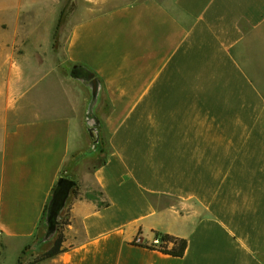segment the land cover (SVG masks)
I'll return each mask as SVG.
<instances>
[{
  "label": "crops",
  "instance_id": "obj_1",
  "mask_svg": "<svg viewBox=\"0 0 264 264\" xmlns=\"http://www.w3.org/2000/svg\"><path fill=\"white\" fill-rule=\"evenodd\" d=\"M56 1L0 0V264L62 178L64 251L20 264H264V0H83L61 65Z\"/></svg>",
  "mask_w": 264,
  "mask_h": 264
},
{
  "label": "rangeland",
  "instance_id": "obj_2",
  "mask_svg": "<svg viewBox=\"0 0 264 264\" xmlns=\"http://www.w3.org/2000/svg\"><path fill=\"white\" fill-rule=\"evenodd\" d=\"M83 0H57L56 1V8L58 12V25L54 32V43H53V50L57 53L58 58V65H61V56L63 54V47H64V40L66 39V34L68 24L72 21L77 19H81L90 15H95L98 13H102L106 7H109L111 4H106L101 8H93V9H86L84 4L82 3ZM74 70L70 71L72 75ZM68 74V73H67ZM101 135H102V142L96 147L98 151L99 159L96 163H100L103 160V154L105 153V131L101 127ZM101 153V154H100ZM69 213V203H66L64 209L61 213V219L63 221L66 220ZM56 238V232H54L51 236H48V225L47 223L44 224L43 228L40 230L32 244L26 248L21 257H19L17 264H20L21 259L24 258L28 262H33L36 258L41 256L44 252L49 250L52 247V244ZM7 256V255H6ZM7 258L17 259V256L13 255L12 253L7 256Z\"/></svg>",
  "mask_w": 264,
  "mask_h": 264
},
{
  "label": "trees",
  "instance_id": "obj_3",
  "mask_svg": "<svg viewBox=\"0 0 264 264\" xmlns=\"http://www.w3.org/2000/svg\"><path fill=\"white\" fill-rule=\"evenodd\" d=\"M74 70H77L74 68ZM89 75L91 76V78L94 77V75L89 72ZM93 130L95 131V135L92 134L93 140H94V144L97 147L101 142H102V137H101V124L99 122H96V124L93 126ZM91 134V133H90ZM77 188V183L75 182V186L71 189L72 192H75ZM59 186L58 184L56 185V187L54 188L53 191V195L58 191ZM52 195V198H53ZM52 198L50 199V202L46 208V216L48 214L49 208H50V203L52 201ZM64 208H62L56 223H55V232H56V238L52 244V247L47 250L46 252H44L41 256H39L38 258H36L34 260V263H39L42 262L46 259L55 257L56 255H59L60 253H62L64 251L63 249V243L65 241V236H64V227L67 226L69 224V213H68V217L66 218L65 221H63L61 219V213L63 211ZM157 237L161 240L162 245L158 247V249L160 251H162L163 253L167 254V255H171L173 257H183L187 248H188V242L185 239H180L174 236H170V235H157ZM169 243H173V247L169 248ZM152 249H155V246H151Z\"/></svg>",
  "mask_w": 264,
  "mask_h": 264
},
{
  "label": "water",
  "instance_id": "obj_4",
  "mask_svg": "<svg viewBox=\"0 0 264 264\" xmlns=\"http://www.w3.org/2000/svg\"><path fill=\"white\" fill-rule=\"evenodd\" d=\"M72 75L75 78L80 79L85 84H89V86L92 89V100H91L90 107H89L88 120L92 123V126H94L97 120L94 116L93 108L98 98L99 83L97 80L91 78V76L87 74L86 72H84L83 75H78L75 73H73ZM90 133L91 135L92 134L95 135L94 130L93 132L91 131ZM58 186H59V189L53 195L52 201L50 203V208H49V211L46 217V223L48 225V236H51L55 232L56 220L62 208H64V206L66 205L71 189L75 186V182L67 178H62L59 180Z\"/></svg>",
  "mask_w": 264,
  "mask_h": 264
},
{
  "label": "built area",
  "instance_id": "obj_5",
  "mask_svg": "<svg viewBox=\"0 0 264 264\" xmlns=\"http://www.w3.org/2000/svg\"><path fill=\"white\" fill-rule=\"evenodd\" d=\"M139 241V240H138ZM162 245V242H161V240L158 238V237H156V239H155V241H154V246H161Z\"/></svg>",
  "mask_w": 264,
  "mask_h": 264
},
{
  "label": "flooded vegetation",
  "instance_id": "obj_6",
  "mask_svg": "<svg viewBox=\"0 0 264 264\" xmlns=\"http://www.w3.org/2000/svg\"><path fill=\"white\" fill-rule=\"evenodd\" d=\"M74 73L78 74V75H83L84 74V72L82 70H80V69L74 70Z\"/></svg>",
  "mask_w": 264,
  "mask_h": 264
}]
</instances>
